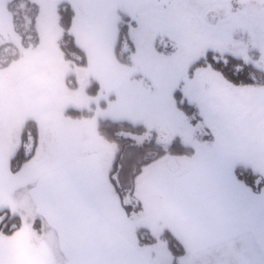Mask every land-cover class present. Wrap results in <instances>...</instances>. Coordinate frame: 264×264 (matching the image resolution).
Instances as JSON below:
<instances>
[{
	"label": "snow or ice",
	"instance_id": "snow-or-ice-1",
	"mask_svg": "<svg viewBox=\"0 0 264 264\" xmlns=\"http://www.w3.org/2000/svg\"><path fill=\"white\" fill-rule=\"evenodd\" d=\"M27 4L34 33L0 28V264H264V0ZM53 24L96 54L86 103Z\"/></svg>",
	"mask_w": 264,
	"mask_h": 264
},
{
	"label": "rangeland",
	"instance_id": "rangeland-1",
	"mask_svg": "<svg viewBox=\"0 0 264 264\" xmlns=\"http://www.w3.org/2000/svg\"><path fill=\"white\" fill-rule=\"evenodd\" d=\"M27 0H0V28H2L5 38L14 37L15 33L24 35L27 31L35 32V8L31 4H27ZM32 19V23H29ZM15 28V33L13 32ZM71 31V29L67 30ZM61 39V30L52 26L48 33V41L53 49L54 55L49 59L48 66L51 70L60 74V84L64 91L72 96L77 102H85L90 96V93L85 89L90 86L92 80L90 75H94L97 70L96 54L91 53V62L85 66L81 61L85 59L79 52H72V57H67L66 52H63L59 43ZM59 41V43H57ZM81 46H84L82 38L77 40ZM67 44V43H66ZM2 54V53H0ZM89 55V53H85ZM115 61V57H110ZM17 112L16 106L14 108L7 107L5 113L8 116L15 117ZM22 121H18L16 125L17 132Z\"/></svg>",
	"mask_w": 264,
	"mask_h": 264
},
{
	"label": "trees",
	"instance_id": "trees-1",
	"mask_svg": "<svg viewBox=\"0 0 264 264\" xmlns=\"http://www.w3.org/2000/svg\"><path fill=\"white\" fill-rule=\"evenodd\" d=\"M69 30V29H68ZM69 32V31H68ZM66 43H68V41L67 40H64V39H60V43H59V45H60V47H61V49L63 50V52H66V56L67 57H72L73 55H75V54H73L72 53V51H70V50H68L67 49V44ZM79 54H81L80 52H79Z\"/></svg>",
	"mask_w": 264,
	"mask_h": 264
},
{
	"label": "crops",
	"instance_id": "crops-1",
	"mask_svg": "<svg viewBox=\"0 0 264 264\" xmlns=\"http://www.w3.org/2000/svg\"><path fill=\"white\" fill-rule=\"evenodd\" d=\"M9 108H14V105L13 106H9ZM16 131H17V129H16Z\"/></svg>",
	"mask_w": 264,
	"mask_h": 264
}]
</instances>
